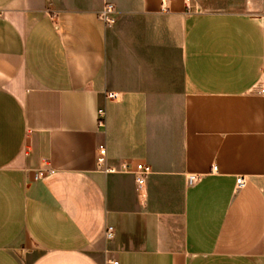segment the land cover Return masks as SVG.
<instances>
[{
	"label": "crops",
	"instance_id": "obj_1",
	"mask_svg": "<svg viewBox=\"0 0 264 264\" xmlns=\"http://www.w3.org/2000/svg\"><path fill=\"white\" fill-rule=\"evenodd\" d=\"M263 16L0 0V264H264ZM101 145L111 168L148 165L144 186L99 170Z\"/></svg>",
	"mask_w": 264,
	"mask_h": 264
},
{
	"label": "built area",
	"instance_id": "obj_2",
	"mask_svg": "<svg viewBox=\"0 0 264 264\" xmlns=\"http://www.w3.org/2000/svg\"><path fill=\"white\" fill-rule=\"evenodd\" d=\"M187 2H190V0H186ZM115 15V7L111 4L105 5L103 10L101 11L99 15V19L106 25L112 26L116 23V19L114 18ZM263 21H264V16H263ZM261 93L264 95V89H262ZM118 98V94L111 92L107 94V99L109 100H116ZM100 125H103V122L101 121V118L104 117V112H100ZM107 157H108V151L105 145H101L98 148V154H97V167L99 170L105 172V173H110V172H123V173H130L136 176L137 179V184L139 188H142L147 180V178L152 174V169L144 164V163H139L134 166L128 164V163H123L121 169L117 170L115 168H111L107 164ZM218 171L217 167L212 168L211 173H216ZM53 173V170L50 169L49 167L46 168L45 170L40 171L36 175V179H40L47 174ZM204 178L203 175L199 174H192L187 176V183L190 186H195L198 183L202 181ZM246 185V180L244 177H241L237 180V187L238 189H241L245 187ZM115 231L113 227H107L106 229V239L108 241H112L114 239ZM111 264H119L118 262H112Z\"/></svg>",
	"mask_w": 264,
	"mask_h": 264
},
{
	"label": "rangeland",
	"instance_id": "obj_3",
	"mask_svg": "<svg viewBox=\"0 0 264 264\" xmlns=\"http://www.w3.org/2000/svg\"><path fill=\"white\" fill-rule=\"evenodd\" d=\"M195 1H196V2H202V0H190V2H189L190 5H191V3H194Z\"/></svg>",
	"mask_w": 264,
	"mask_h": 264
}]
</instances>
